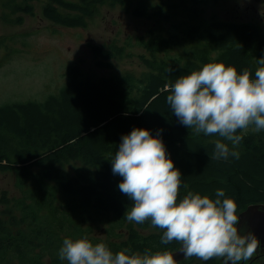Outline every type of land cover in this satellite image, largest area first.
Listing matches in <instances>:
<instances>
[{"label":"trees","instance_id":"obj_1","mask_svg":"<svg viewBox=\"0 0 264 264\" xmlns=\"http://www.w3.org/2000/svg\"><path fill=\"white\" fill-rule=\"evenodd\" d=\"M24 1L17 11L30 13L32 2L38 0ZM47 1L43 12L46 19L70 28H84L94 9L105 2ZM205 2L181 0L180 6H201ZM133 15L151 19L156 13L140 6ZM151 34L147 40L138 39L151 54L189 44L184 65L144 59L147 72L141 78L132 74L92 75L79 66L70 67L68 83L57 94H49L43 101L0 105V171L15 174L22 195L15 204H20L17 209L24 220L18 222L12 217L7 223L0 218V264H67L58 256L66 238L63 233L72 227L69 236L93 240L91 228L83 229L80 224L95 221L109 224L113 238L115 230L124 229L123 240L96 241L113 253L125 249L127 254L179 251L176 241L161 243L163 230L150 221L136 224L124 215L133 202L119 190L123 178L113 174L111 160L121 137L134 128L147 129L152 136L162 130L159 136L166 154L182 175L178 200L189 191L215 200L216 190L223 188L225 196L236 202L237 216L251 205H264V130L249 131L244 136L235 148L239 159H211L217 139L230 149L231 142L218 135L196 134L183 126L167 104L169 93L165 91L166 84L209 62L235 66L238 72L247 68L255 78V70L264 67L257 63L264 56V31L254 24L211 22L185 25L182 34L176 29L168 37ZM92 53L102 59L98 67L110 68L109 61L114 56L122 57L124 49L94 47ZM168 68L172 69L170 73ZM71 161L80 162L73 174L63 168ZM2 203L9 204L6 196H2ZM45 210L51 218H43ZM19 223H24V228ZM56 237L59 241L52 243ZM184 260L177 264L189 263Z\"/></svg>","mask_w":264,"mask_h":264},{"label":"clouds","instance_id":"obj_2","mask_svg":"<svg viewBox=\"0 0 264 264\" xmlns=\"http://www.w3.org/2000/svg\"><path fill=\"white\" fill-rule=\"evenodd\" d=\"M257 63L264 65V56ZM254 76L247 68L238 72L235 66L209 62L165 85L167 104L183 126L231 142L230 149L217 139L211 159H239L235 148L244 136L264 130V67H258ZM160 132L152 136L147 129L134 128L121 137L111 160L113 174L123 178L119 190L133 202L124 214L127 221H150L163 230L161 243L178 242L185 259L249 261L261 242L254 232L238 228L237 204L225 196V189L216 190L215 200L191 191L178 200L182 175L166 154ZM127 253V249L113 253L104 243L83 237L65 238L58 256L67 264H177L168 251Z\"/></svg>","mask_w":264,"mask_h":264},{"label":"rangeland","instance_id":"obj_3","mask_svg":"<svg viewBox=\"0 0 264 264\" xmlns=\"http://www.w3.org/2000/svg\"><path fill=\"white\" fill-rule=\"evenodd\" d=\"M123 1L124 4L105 0L94 9V15L86 20L84 28H70L46 19L43 12L49 4L47 0L33 1L30 13L17 11V6H24V0H0V105L43 101L47 95L57 94L68 83L70 67L79 66L92 75L132 74L141 78L147 72L144 59L184 65L189 56V44L171 47L166 53L151 54L138 44L139 38L147 40L153 35L151 33L168 37L176 29L182 34L185 25L204 26L211 22L254 24L264 31V0H206L201 6L191 3L180 6L181 0ZM140 6L156 16L151 19L134 16L133 10ZM195 45L200 46L197 42ZM112 46L124 49L123 56H114L109 61L110 68L98 67L102 59L94 56L92 49L99 47L108 51ZM78 166L80 162L71 161L63 168L73 174ZM33 170L38 171V168ZM2 196L9 200L7 206L2 203ZM20 198L14 172L0 171L2 220L8 223L13 217L18 222L24 221L22 212L17 209L20 204H15ZM60 204L59 199L57 205ZM42 214L43 218H51L48 210ZM19 225L24 228V223ZM80 226L91 228L93 244L97 240H123L122 235H125L124 229H117L113 238L109 224L97 221ZM73 231L72 227H67L63 236L75 240L69 236ZM57 237L51 242H58ZM187 261L190 264H223V258L201 261L192 257Z\"/></svg>","mask_w":264,"mask_h":264},{"label":"water","instance_id":"obj_4","mask_svg":"<svg viewBox=\"0 0 264 264\" xmlns=\"http://www.w3.org/2000/svg\"><path fill=\"white\" fill-rule=\"evenodd\" d=\"M262 217V219L257 218ZM240 228L243 232L252 231L261 242V249H264V205H251L238 216ZM174 259L178 262L185 258L182 253L176 252L173 254ZM258 260L264 264V250L256 253ZM260 264V263H259Z\"/></svg>","mask_w":264,"mask_h":264},{"label":"flooded vegetation","instance_id":"obj_5","mask_svg":"<svg viewBox=\"0 0 264 264\" xmlns=\"http://www.w3.org/2000/svg\"><path fill=\"white\" fill-rule=\"evenodd\" d=\"M255 256H256V254L253 257H255ZM253 257L247 263L248 264H259V262L255 261ZM240 264H245V261H242Z\"/></svg>","mask_w":264,"mask_h":264},{"label":"bare ground","instance_id":"obj_6","mask_svg":"<svg viewBox=\"0 0 264 264\" xmlns=\"http://www.w3.org/2000/svg\"><path fill=\"white\" fill-rule=\"evenodd\" d=\"M258 219H262V217H259V218H257L256 220H258ZM261 250H264V249L258 248V249H257V252H259V251H261ZM257 252H256V253H257ZM253 258H254L255 261L259 262L260 264H263L260 260H258L257 256H255V257H253Z\"/></svg>","mask_w":264,"mask_h":264}]
</instances>
